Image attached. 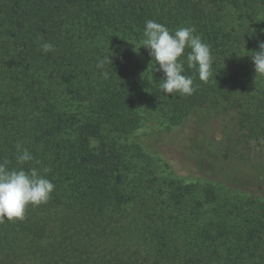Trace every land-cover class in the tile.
<instances>
[{
  "label": "trees",
  "instance_id": "16d2710c",
  "mask_svg": "<svg viewBox=\"0 0 264 264\" xmlns=\"http://www.w3.org/2000/svg\"><path fill=\"white\" fill-rule=\"evenodd\" d=\"M263 9L264 0H0V159L18 167L21 141L41 162L23 167L51 168L55 184L48 203L0 222V264H264L263 198L144 169L161 135L129 144L148 103L162 135L202 114L264 156V75L250 56L264 41ZM147 20L192 27L210 46L207 83L185 63L194 94L160 88L164 74L141 46ZM45 41L54 53H42ZM108 56L105 79L97 63Z\"/></svg>",
  "mask_w": 264,
  "mask_h": 264
},
{
  "label": "rangeland",
  "instance_id": "374dc122",
  "mask_svg": "<svg viewBox=\"0 0 264 264\" xmlns=\"http://www.w3.org/2000/svg\"><path fill=\"white\" fill-rule=\"evenodd\" d=\"M258 16L264 20V9ZM149 106L141 105V115L147 121L129 138L130 144L138 137L155 140L161 135L159 155L150 154L153 158L147 163L140 160L144 169L163 179L196 183L197 189L209 184L221 195L264 199V156L249 149L234 129L199 114L194 122L162 135L163 124Z\"/></svg>",
  "mask_w": 264,
  "mask_h": 264
},
{
  "label": "clouds",
  "instance_id": "9594fccd",
  "mask_svg": "<svg viewBox=\"0 0 264 264\" xmlns=\"http://www.w3.org/2000/svg\"><path fill=\"white\" fill-rule=\"evenodd\" d=\"M141 46L149 51V55L159 65L158 71L164 76L160 88L165 95L179 93L181 96L194 94V79L183 74L185 63L189 69H195L199 79L207 83L213 75V57L210 46L195 34L192 27H180L174 32L155 20H147L143 32ZM41 51L44 54L54 53L55 45L43 42ZM259 51L252 52L251 59L256 75H264V41L258 43ZM186 49L190 51L186 52ZM184 57V58H182ZM109 56L99 60L97 68L107 79L108 72L104 71L106 64H111ZM16 162L18 167H10L8 159H0V222L8 220H23L29 206H40L48 203L55 190V184L47 178L51 168L31 167L25 169L24 164L34 161V155L17 141Z\"/></svg>",
  "mask_w": 264,
  "mask_h": 264
}]
</instances>
